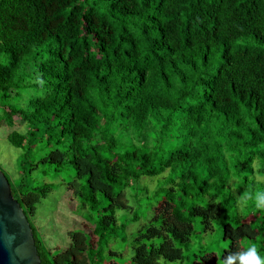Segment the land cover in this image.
I'll use <instances>...</instances> for the list:
<instances>
[{
    "label": "trees",
    "instance_id": "16d2710c",
    "mask_svg": "<svg viewBox=\"0 0 264 264\" xmlns=\"http://www.w3.org/2000/svg\"><path fill=\"white\" fill-rule=\"evenodd\" d=\"M0 107L12 147L53 146L42 163L87 221L46 251L30 220L50 185L12 191L41 264H222L246 242L264 255V212L241 211L264 178V0H0ZM143 204L129 235L141 217L116 212Z\"/></svg>",
    "mask_w": 264,
    "mask_h": 264
},
{
    "label": "rangeland",
    "instance_id": "374dc122",
    "mask_svg": "<svg viewBox=\"0 0 264 264\" xmlns=\"http://www.w3.org/2000/svg\"><path fill=\"white\" fill-rule=\"evenodd\" d=\"M240 44L254 45L255 42L249 38L241 40ZM14 103V102H10ZM4 117V110L0 107V172L5 176L10 192H14L16 197H19V193L31 192L32 189L42 187V185H50L51 190L47 193L46 197L41 199L36 204L34 217L30 220L33 228L36 230L39 239L44 242L43 248L51 252L62 251L67 247L69 237L67 232L70 230L85 231L84 223L86 219L83 218V210L76 209L77 201L72 199L70 191L66 190L65 182L69 180L64 171L55 172L53 165L42 163L43 158L48 152L53 149V146H47L45 140L40 142L39 140L32 141L31 146H25L24 148L15 149L7 141V135L11 129L7 127ZM17 126V125H15ZM16 129V128H15ZM19 129V128H18ZM70 175L73 171H69ZM159 178L141 177L136 186L140 189L143 186H147L149 190H153L157 184ZM65 182H64V181ZM141 190V189H140ZM258 193L264 192V178L262 184L259 185ZM13 196V195H12ZM14 198V197H13ZM129 198H134V189L127 188L125 190L124 200L126 205L129 206L131 201ZM253 203V202H252ZM147 210L146 205L132 207L128 209H118L116 216L119 221L125 222L127 218L131 217L133 213H136L141 217L138 221L130 223L127 226V232L134 234L137 229L143 224V217ZM149 211L147 212V215ZM129 240V236L127 241ZM197 240L193 238L192 243ZM205 241H209L213 246L218 245V241L214 238H204L200 240L201 244ZM224 246V243L220 244ZM197 245H191L192 249H196ZM110 249H114L120 256L116 258L119 261L128 260V252L126 247H122L120 243L109 246Z\"/></svg>",
    "mask_w": 264,
    "mask_h": 264
},
{
    "label": "water",
    "instance_id": "95a60500",
    "mask_svg": "<svg viewBox=\"0 0 264 264\" xmlns=\"http://www.w3.org/2000/svg\"><path fill=\"white\" fill-rule=\"evenodd\" d=\"M0 264H41L29 222L1 172Z\"/></svg>",
    "mask_w": 264,
    "mask_h": 264
},
{
    "label": "clouds",
    "instance_id": "9594fccd",
    "mask_svg": "<svg viewBox=\"0 0 264 264\" xmlns=\"http://www.w3.org/2000/svg\"><path fill=\"white\" fill-rule=\"evenodd\" d=\"M247 199H248V197H245L242 200V207H241L242 212H245V213H247L249 211L255 212L257 210L264 212V193H259L254 198V201H255L254 207H251V208L248 207ZM237 261L239 262V264H264V255H261L258 252L257 246L255 244H251V243L246 242L243 250L238 251L236 253H230L224 259L222 264H235V262H237ZM156 264H169V261L163 255H161L156 259ZM176 264H179V261H177Z\"/></svg>",
    "mask_w": 264,
    "mask_h": 264
}]
</instances>
